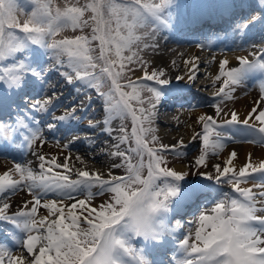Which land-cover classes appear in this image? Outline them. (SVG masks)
<instances>
[{"label": "snow or ice", "instance_id": "6c2138e0", "mask_svg": "<svg viewBox=\"0 0 264 264\" xmlns=\"http://www.w3.org/2000/svg\"><path fill=\"white\" fill-rule=\"evenodd\" d=\"M174 3L175 0H86L80 5V0L74 3L66 0L60 6L56 0H24L23 5L21 0H0V85L5 88V95L0 96V110L10 109L16 103L12 96H18L25 109L18 113L12 124L0 121V142L15 143L19 136L24 143L31 145L42 139L40 121L31 113L49 112L56 93L32 100L27 89H38L39 95L48 83L49 73L54 71L60 72L69 84L78 83L84 88L95 89L105 98L107 116L103 123L106 126L114 119L121 121V126L115 130L119 134L113 137L115 151L110 154L123 158L122 164H113L112 167H125V175L109 172L105 178L99 172L79 169L76 179L59 173L50 175L52 165L68 169V158L65 163L57 164L55 158L46 160L44 155L37 156L40 161L38 170L16 163L14 172L19 174L18 179H14L10 172L0 175V193L14 192L23 184L33 196V206L13 216L5 214L9 207L7 203L0 207V220L10 221L27 234L21 243L28 254L29 264H165L163 258L150 259L148 250L163 253L170 244H176V249L168 258V264H264V190L257 194L252 188L240 186L255 179L254 173H261L260 183L254 187L264 189V161L254 165L249 155V162L237 171L232 166L237 153L232 151L223 166L213 165L216 175L200 173L217 184H231L233 191L243 199L221 192L211 209L213 214L201 212L194 240L191 232L176 240L174 234L181 226L180 221L172 226L169 213L179 211L182 202L196 197L202 186L190 187L182 193L177 182L185 180L188 173L162 166L166 164L163 152L175 150L176 145L149 146L159 142L152 125L164 91L131 80L123 85L120 82L126 62L147 64L139 56V50L141 46L144 49L158 46L153 42L162 28L170 26V9ZM261 3L260 7L253 4L249 12L264 13V0ZM88 12L91 16L85 19ZM257 20L264 22V15H253L248 23ZM89 26L90 36L57 39L66 30H83ZM244 27L247 28L248 24ZM93 41L99 42L98 55H94ZM125 52L129 54L125 55ZM252 55L253 60L238 57V66L227 70L228 61L221 62L216 77L221 86L216 96L231 99L234 86L259 76L260 100L242 120L234 111L222 123L212 115L198 118L202 132L196 136L202 137L203 151L195 160L196 166L204 165L209 152L217 155L225 147V140H234L241 132L249 137L247 142H257L258 136L259 142L264 144V54ZM43 58L49 63L45 64ZM61 69L65 70L61 72ZM163 75V71L149 74L145 70L143 79L155 80L159 85L170 84L168 79L159 78ZM125 87L131 91H124ZM144 91L152 94L147 108L143 107ZM134 101L141 106L134 107ZM215 108L218 115L221 111L219 104ZM129 116L133 125L130 133L123 123ZM75 118L72 113L54 117L58 121ZM89 124L94 126L91 121ZM237 125L244 128L234 127ZM47 127L53 130L56 124L48 123ZM101 131H107L111 136L114 130L106 127ZM179 143L183 145L182 140ZM121 145L127 147L121 149ZM145 169L147 175H144ZM94 186L99 187L98 194L111 192V201L98 207L87 206ZM49 193L59 199L42 203L43 197ZM74 193H87V199L64 205L63 200L73 199ZM177 196L180 199L174 206L173 198ZM78 205L82 210L80 214L73 211ZM37 206L48 209L49 214L37 219ZM50 216L55 219L49 220ZM13 239H16L14 235ZM137 239L143 240L144 247L133 243ZM0 264H24V258L14 255L6 246H0Z\"/></svg>", "mask_w": 264, "mask_h": 264}, {"label": "bare ground", "instance_id": "6f19581e", "mask_svg": "<svg viewBox=\"0 0 264 264\" xmlns=\"http://www.w3.org/2000/svg\"><path fill=\"white\" fill-rule=\"evenodd\" d=\"M253 4H251L252 6ZM257 6V4H255ZM249 8L246 10L247 16L250 14ZM258 7V6H257ZM192 13L194 12V9L190 10ZM178 21L183 22L181 17H178ZM248 24V27L250 26V23L246 21L245 19H242L240 22V30L246 31L248 29L244 27L245 24ZM252 24V23H251ZM205 25V24H203ZM176 29H179L178 26ZM179 31V30H178ZM163 34L165 35V38L158 43L157 47L151 48V61L154 64V69L159 73L163 71L164 75L168 72V75L171 76L175 72L178 71V69L182 68L184 75L180 76L183 77V79H176L172 80L171 82H176L177 85H181L183 87L188 86V89L191 90H197V92L191 93H184L181 95H178V100L174 104H164L160 100L159 104L157 105L156 110V116L153 118L154 123L161 124L160 132H162L164 135L166 134V142L169 144H176L179 143L181 140L183 141V145L186 148L191 147L196 142V133L201 132L202 126L199 122V117L201 115H212L214 116L218 121L222 122L223 120H220L215 115V109L212 106L211 99L212 96L207 97L204 94L201 93V91H206L204 87L206 86H212L210 85V82H208V75L213 72L211 75L214 79L213 81V87L214 91L217 93L218 88L221 86V81L216 80L214 78V75L218 73V69L221 66V62L217 63L215 66L216 59L215 55L213 54L211 49L216 48L217 45L221 43V41H217V43H213V46L207 47L210 48V50H204V44H208L207 42L204 43H198L197 45L192 48L193 44L192 41H178L175 40L171 34H168L167 30L162 29ZM256 35V34H254ZM245 37H249V34L245 35ZM251 39V37H250ZM247 41H249L247 39ZM155 43V41L153 42ZM211 45L212 42L210 41ZM247 43V42H245ZM221 46V45H220ZM262 45H256L252 53H257V47L262 48ZM257 49V50H256ZM212 53V54H211ZM250 53V54H252ZM249 54V53H248ZM241 56V57H247ZM215 60V61H214ZM251 60V59H249ZM253 60V59H252ZM230 61V60H229ZM151 72V70H150ZM194 77L193 79H189V77ZM49 79L48 83L44 86L43 92L39 93L40 99L46 98L48 96H51L53 92L60 93L59 98H56L53 100L52 105L50 106V109L53 111V116H58L60 113H63L62 111H65L64 113H72L75 117H78L81 113V107L83 106L80 104V101L84 99V95H87L90 88H84L80 86L79 91H75L74 86H71L65 78L60 74V72H52L49 73ZM162 77H159L160 79ZM223 79V78H222ZM170 81V80H169ZM244 84L234 86V91H231V99H229L228 104L225 106V112L223 114V119L230 118L231 112H236L240 119H244L248 113L252 110L253 107L256 106L255 102L260 100L261 93L259 94L257 91V86L255 85L254 91H257V95L255 97H252L250 99V94H248V90ZM81 89L85 90V92H81ZM256 90V91H255ZM225 91H229L226 89ZM27 92L30 95H38L39 92L38 89H27ZM23 94V93H22ZM38 98H32V99H38ZM184 98V100H196L198 99V106L197 110L190 109V110H181L183 105H188L186 101H184L181 104V99ZM167 100V99H166ZM97 99L93 98L90 100V110L88 111V114L86 117L79 116L77 120L75 121V126L77 125V128H74L72 130V133L67 136V140L62 143L61 145H57L55 143H51L49 145H46L44 148H39L38 150H42L45 152L47 157H49L51 160L53 158L56 159L57 164H63L65 163L66 158L68 163V169H70L73 173V177L77 178V170H86L90 173L99 172L101 173L105 178H108V173L111 172L112 175H118L119 169L113 168L112 165L116 164L114 156L111 155L115 149L112 147L113 144L116 143L113 137L117 135L116 131H112V135L110 136L107 131L101 134V130L103 127L98 128V126L103 123V120L96 121V118L100 116V111H102V107L98 106L95 107ZM169 101V100H168ZM197 103V102H194ZM85 104V103H84ZM24 105V104H23ZM22 105V106H23ZM79 108L77 111L76 109ZM49 109V110H50ZM73 109L75 111L73 112ZM57 111V112H56ZM47 113H42L37 115L38 119L40 121V125L44 129L46 127V124L49 122H56V119H54L53 116H50ZM64 115V114H63ZM70 120H67L66 122H62L58 128L55 129L63 130L66 129L67 126H69ZM89 121L92 122L91 126L89 124ZM183 124L186 125V129H183ZM48 130V129H47ZM49 132V130H48ZM48 132H42L45 137L48 139H51L47 136ZM183 133V135H181ZM78 137V139H77ZM238 136L234 140H229V143L225 144V147L223 148V163L227 161L232 151H235L237 153V157L233 160V167L239 170L240 167H243L246 163L249 162V155L251 158V163L254 165H259L262 161H264V150L256 147L258 144L257 142L252 144L244 143L243 141H240V139H237ZM259 142V140H257ZM69 143L70 145L65 147V145ZM180 144V143H179ZM181 145V144H180ZM256 145V146H255ZM78 151L79 153L75 152ZM33 151H30V153L27 155L26 163L24 165L32 167L34 170H38V165L40 161L37 159L38 152L36 151L35 154L32 153ZM43 155V153H42ZM11 157V156H8ZM8 157H0V158H8ZM21 157V155L17 156ZM77 157H80V159H77ZM64 160H62V159ZM16 159V157H12V160H0V175H3L5 172L13 173V178L18 179L19 176L17 173L14 172V167L17 162L13 161ZM83 161V162H81ZM30 162V163H29ZM77 163L79 166H74V163ZM224 165V164H223ZM101 166V167H99ZM47 167V165H46ZM55 165H52V169H55ZM61 169V173L59 174H65L66 171H69L68 169ZM187 169V164L185 165H177L175 166L174 170L185 172ZM52 175V174H50ZM258 180L248 181L246 184L241 185V187L245 188H252V190H261L259 187H254V185H257L260 183L261 173L258 175ZM264 190V189H262ZM6 194V195H5ZM29 195V196H28ZM48 195H54L52 193H49ZM6 198H5V197ZM30 194L28 193L27 189L23 190L22 186H20L16 191L8 190L4 193H0V207H3V204L7 203L9 207L5 210V214L12 213L15 214L19 211H22V207L25 204H28L29 202ZM259 199V198H258ZM48 201L44 200L43 202ZM77 201V200H76ZM74 199H64L63 204L64 205H71L72 203L76 202ZM206 201V200H205ZM203 206H208L205 203ZM38 207V214L37 219H39L42 216H46L49 214V210L46 208H43L42 206ZM14 209V210H11ZM74 211V210H73ZM76 212V211H74ZM55 219L54 216H50L49 220ZM14 255L20 256L24 258V264H29V260L27 257H23L21 253H14Z\"/></svg>", "mask_w": 264, "mask_h": 264}, {"label": "rangeland", "instance_id": "374dc122", "mask_svg": "<svg viewBox=\"0 0 264 264\" xmlns=\"http://www.w3.org/2000/svg\"><path fill=\"white\" fill-rule=\"evenodd\" d=\"M199 1L205 3L207 5V8L210 9V8L218 5L221 0H182L181 2H180V0H178V2H177V5H178L177 6L178 16L181 17V18H184L185 15H186L187 10H192L194 8L195 9H199V7H200V6H198ZM65 2H66V0H56V3L59 4L60 6H63L65 4ZM71 2L74 3L75 0H71ZM85 2H86V0H80V5H83V3H85ZM251 3L257 4L258 7H260L262 5L261 0H252ZM21 4L22 5L24 4V0H21ZM90 16H91L90 12L86 13L85 14V19H88ZM21 19H23V17H21ZM162 29H164V28H162ZM162 29L157 34V39L155 41L156 44L160 43L165 38V37H163L164 34L162 32ZM228 33H229V31H227V34ZM89 34H91V26L86 27L83 30H80V29H77L76 31H72L71 29L66 30V31L62 32L59 36H57V39L65 38V37L72 38V37H74L76 35H89ZM237 39H235V41L234 40H228L227 41L228 43L223 42L222 44H220L221 46L218 45L216 48H212L211 49L212 53L213 54L215 53V55H210V56H215L214 58L216 59V61L214 60L215 61L214 66L217 63H219V62H221V61H223L225 59L228 61V65L225 66V70H227L230 67L238 66L237 58L241 57V56H246L248 53L249 54L252 53L253 51L251 52V48L256 46L258 43L261 42V41H255V42H252V43H248L247 45H239ZM98 44H99L98 41H93L92 42V47H94L96 49V52L94 53V55H98L99 54ZM195 45H197V44H193L192 48H194ZM128 54L129 53L125 52V55H128ZM139 56L144 61H147V64L142 66L139 63H135L134 62V63H131V64H127V62H126V68L124 70V76L122 77V79L120 81L122 85L126 84L129 80H131L133 82L139 81L141 79V77H143V74H144L145 70H147L149 74H151L154 71L157 72L154 69V64L151 61L152 56H151L150 48L144 49L141 46V49L139 50ZM43 62L45 64L49 63V61H47L46 58H43ZM64 70L65 69H61V72H63ZM117 70H119V69H117ZM150 70H151V72H150ZM184 73L185 72H183V69L180 68V69H178L177 72H175L171 76H169L168 72H167L165 74V76L162 77L161 79H168L170 81L176 80L177 77H180V76L184 75ZM219 73H220V68L218 69V73H216L214 75V78H216L219 75ZM212 74H213V72H211L208 75V78H209L208 82L211 81L210 85H212V86L204 87V89L206 91H201V93L204 94L205 96L207 95V97L212 96L214 98L212 106L215 109V115L220 120H223V118H224L223 114L225 112V106H226V104H228L229 100H227V98L217 97L215 95L216 92H213L214 91V87H213L214 79L211 78ZM143 80H145V79H143ZM144 82H147V83H142V85L164 89L163 90L164 91V96L161 98V101L164 102V104L169 103L168 100H166V97H169V93H171V92H170V88L166 87V86L172 85L175 82H171L168 85H159L157 83H156L157 85H153V83L152 82H148V80H145ZM243 84H244L243 86H245L247 88L248 94H250V99L252 97H255V95H257L256 94L257 91H258L259 94L261 93V91H260L261 83L256 80V76L251 77L250 79H248ZM255 85L257 86V91L255 90L256 92H253ZM104 90L107 91V88H105ZM124 91H131V89L125 87ZM81 92H85V90L81 89ZM151 95L152 94L149 93L148 91H144L142 93V99H144V101H145V103L143 104V107L147 108V107L150 106L148 98L151 97ZM165 95H167V96H165ZM59 96H60V93H56V96H55L54 99L58 98ZM91 96H92L91 94L84 95V99H82L80 101V104L83 105L87 100L90 99ZM102 101L105 103V98H103ZM194 102H198V99L192 100L191 102H188L187 103L188 105H183L181 110H190V109L197 110V107H199L197 105L198 103H194ZM133 104H134V107H137V108L141 106L135 101L133 102ZM216 104H219V107L221 109V111H220V113L218 115L216 113V108H215ZM103 114H105V111H103V110L100 111V116L101 117H102ZM99 117L96 118V121L99 120ZM218 122L222 123L220 121H218ZM123 123H124V126L128 129V132L130 133L131 129H132V126H133L132 125L131 116H129L125 121H123ZM120 126H121V121L118 120L117 121L116 130L119 129ZM152 126L156 129L155 135L159 137V142L156 143V144H150L149 146L150 147H154V148H158L159 144H164V145H169V146L176 145V149L175 150H172V149L165 150L163 152V156H164V158L166 160V164H168L170 166V169L174 170L175 166H177V165H185V164H187V169L185 171V172L188 173V175L185 178V180H186L185 182H187V185L191 184L192 186H194L197 183L203 182V183H205L204 184L205 187H209V185L212 184L213 188H215L217 190L216 191V195H215L216 198L219 197V194L221 192H227V193L230 194V196H234L236 198H242L240 196H237L238 193H235L233 191L231 184H228V183L217 184L215 182V180H208L206 177H203V176L200 175V173H202V172H209V173H212L213 175H216L215 170L213 168V165L221 164L223 166V164H224L223 163V158H222V154H223L222 151L223 150L218 151L217 155H213V154H211V152H209L205 164L204 165H200V166H196L195 165V160L201 155V153L203 151L202 137H197L196 138V142L191 147L186 148L184 145H180L179 143H176V144L167 143L165 139L168 136H166V134L164 135L162 132L159 131L160 128H161V124L158 125V124L154 123V121H153V125ZM185 127H186V125L183 124V129H186ZM234 127H238V128H241V129L244 128L243 125H237V126H234ZM116 132H117V135H118L119 134L118 131H116ZM201 132H202V130H201ZM181 135H183V133ZM237 136H238L237 139H240V141H243L244 143H248V144L254 145L253 143L247 142L249 137H247V135L244 132H241ZM256 139H257V137H256ZM130 143H132V142L130 141ZM226 143H229V140H225L224 144H226ZM257 143H258V144H256L257 146L256 145L255 146L264 150V144H262V143H260L258 141H257ZM49 144H51V143L48 142L46 144L41 145V144H39V142L35 141L33 143V146L31 148V150H29V151H33L32 152L33 154H35L36 151H39L38 155H42V153H43V155L46 157V160H51L49 157H47V155H45L46 154L45 152H43L42 150H38V147L39 148H44L46 145H49ZM125 147H127V145H121V149H124ZM1 148L3 150H5L4 153L1 154V156H5V157L11 156V157L0 158V160L9 161V160H12V157H16V159H14L13 161H15L17 163H20L22 165H24L26 163V161H27L26 158H27V155L29 153L28 154H24L23 152H21L20 151V146H10L7 143H3ZM75 152L79 153L78 151H75ZM19 155H21L20 158L17 157ZM114 159H115V163L116 164H122L123 163V158H121V157L114 156ZM145 159H147V158L145 157ZM133 162H135V158H134ZM74 166H79V165L75 162ZM99 167H101V166H99ZM118 169H119V174L117 176H121L124 173H126V168L125 167H120ZM58 170H59V172H58ZM58 170H55L53 172L56 173V174L62 172L61 169H58ZM66 174H68V176L70 178L75 179L72 176L73 175L72 171H66ZM144 175H147V169H145ZM18 176H19V174H18ZM250 180L251 179H249V181ZM255 180L259 181L258 179H253L251 181H255ZM20 186H22L23 190H26L28 188V187H26L23 184L20 185ZM96 190H97L96 188L91 190L93 195H92V197L90 199H88V205L87 206H89V207H98L101 204H105V203H108V202L111 201V197L113 195L111 192L108 191V192H104L103 194H98V192ZM259 192H260V190L259 191L256 190L257 194ZM28 193H29V190H28ZM52 199H59V198L56 195H46V196L43 197L42 203H43L44 200H52ZM79 199H87V193H85V194H79L78 193V196L76 198H74V200L76 201V200H79ZM29 201H33L32 194H30ZM33 204H34V201H33L32 204H27V208L25 207L26 204L22 208L28 210L29 208H31L33 206ZM214 204H215V202H212L208 206V208L206 209V212L208 214H211V209L214 207ZM11 210H14V209H11ZM73 210L77 211L79 214L82 211L79 208V205L77 206V209H73ZM84 215H87V212H84ZM193 216H195V215H193ZM180 222H181V220H180ZM82 226H84V225L82 224ZM196 229H197V227H193V226L189 225L187 227L183 226V227L177 229V231H179V234H181V239L183 238L184 234H186L188 232H191L193 240H194ZM22 256L23 257H28V254L23 253Z\"/></svg>", "mask_w": 264, "mask_h": 264}, {"label": "trees", "instance_id": "16d2710c", "mask_svg": "<svg viewBox=\"0 0 264 264\" xmlns=\"http://www.w3.org/2000/svg\"><path fill=\"white\" fill-rule=\"evenodd\" d=\"M91 34H89V36H90Z\"/></svg>", "mask_w": 264, "mask_h": 264}]
</instances>
